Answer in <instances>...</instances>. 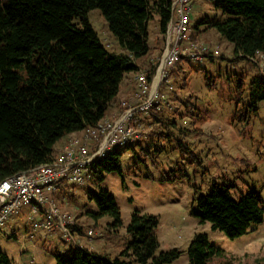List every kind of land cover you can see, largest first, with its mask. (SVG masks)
I'll return each mask as SVG.
<instances>
[{
  "label": "trees",
  "instance_id": "16d2710c",
  "mask_svg": "<svg viewBox=\"0 0 264 264\" xmlns=\"http://www.w3.org/2000/svg\"><path fill=\"white\" fill-rule=\"evenodd\" d=\"M213 4L221 18L202 23L227 40L235 61L247 60L257 67L250 58L258 51L264 55V0H213ZM170 6L171 0H0V182L52 162L58 156L56 145L64 137L95 127L107 117L123 81L153 55L149 24L155 16L164 37ZM94 9L102 11L122 51L109 49L95 30L88 17ZM208 57L214 61L213 56ZM147 63L152 79L156 66L152 60ZM205 79L208 88L215 86L210 74ZM164 85L165 81L161 88ZM236 93V114L242 102L251 107L250 112L258 111V104L264 102V74L258 72L247 83L242 78ZM156 108L150 116L165 126H177L174 119L161 117ZM183 140L180 147L190 158L198 159ZM143 142L148 141L137 144ZM92 171L99 174V181L104 180L105 172L122 173L119 149L97 162ZM93 198L100 215L92 216H112L114 229L123 225L120 209L107 189ZM196 203L197 216L231 239L264 222V202L257 192L237 201L228 187L216 185ZM158 226L156 216L135 212L127 228L132 242L119 257L73 245L66 257L55 255L57 264H171L181 252H158ZM84 228L78 225L74 232L92 243L87 237L89 228ZM219 251L207 234L197 235L189 248L190 263L206 264ZM0 264L14 262L0 251Z\"/></svg>",
  "mask_w": 264,
  "mask_h": 264
},
{
  "label": "rangeland",
  "instance_id": "374dc122",
  "mask_svg": "<svg viewBox=\"0 0 264 264\" xmlns=\"http://www.w3.org/2000/svg\"><path fill=\"white\" fill-rule=\"evenodd\" d=\"M216 16L221 18V13L215 9L213 0H197L193 10V37L219 48L220 55L214 61L209 57L202 61L186 59L181 65L167 69L168 77L156 109L161 117L174 119L177 126H165L147 115L143 122L148 142L117 148L121 153L122 173L105 172L104 180L99 181V174L91 170L93 174L85 185L66 183L57 190L55 199L62 210L72 213L80 227H92L95 231L92 243L78 236L82 245L92 250L94 243V251L119 257L132 242L127 232L132 216L141 212L159 220L158 252L172 249L181 252L171 264H191L189 248L200 234H207L210 242L220 249L206 264H264V222L231 239L197 216L198 197L211 194L216 185L228 187L237 201L257 192L264 202V102L258 104V111L250 112L251 107L245 103L246 92L245 102L238 105L240 112L236 114L237 84L242 78L247 83L258 72L264 74V56L257 67L247 60L235 61L227 40L216 29H208L202 23ZM88 17L105 45H110L113 51L115 46L118 51L102 11L94 9ZM158 20L155 16L149 24L153 40L160 34ZM151 59L143 60L144 65ZM207 74L214 77L215 86L211 89L206 85ZM183 139L198 159L190 158L192 155L180 147ZM63 141L58 142L57 149ZM101 189L113 195L120 209L123 225L117 229L113 228L112 216L91 215H100L93 197ZM29 208L24 207L0 228V251L14 264H57L55 255L66 257L73 243L60 231H34L27 223Z\"/></svg>",
  "mask_w": 264,
  "mask_h": 264
},
{
  "label": "built area",
  "instance_id": "2783aa9c",
  "mask_svg": "<svg viewBox=\"0 0 264 264\" xmlns=\"http://www.w3.org/2000/svg\"><path fill=\"white\" fill-rule=\"evenodd\" d=\"M196 2L171 0V17L163 37V51L152 61L156 66L155 75L149 79V65L136 73V90L132 96L120 101L116 118H105L97 126L73 134L52 162L0 182V228L29 206L31 210L27 223H30L34 231H60L74 246L86 248L74 232L78 227L75 216L62 210L55 194L66 183L85 185L97 162L119 147L131 146L147 138L142 117L149 115L158 104L160 88L168 77V68L173 69L181 60L202 61L208 56L220 55L219 48H213L193 37V10ZM263 56L258 51L250 59L259 65ZM94 236V229L89 228L87 237L90 242Z\"/></svg>",
  "mask_w": 264,
  "mask_h": 264
},
{
  "label": "crops",
  "instance_id": "0c3cea01",
  "mask_svg": "<svg viewBox=\"0 0 264 264\" xmlns=\"http://www.w3.org/2000/svg\"><path fill=\"white\" fill-rule=\"evenodd\" d=\"M193 32H194V27H193ZM159 38H160V41H158ZM115 43H116V46H117L118 51H116V47L113 46L114 47V51H116V52L122 51L119 48L117 42H115ZM150 44L152 45V49H153V55H152V59L151 60L154 61L155 59H157L159 57V55L157 57H155L159 53V49L163 50V37L159 34V35L156 36V38L154 40L150 38ZM153 57H155V58H153ZM145 66H148V63L145 64V65L142 64L141 65V68H144ZM135 76H136V73L129 74L126 77V79L123 81V83L121 85L120 93H119V95L117 97V100L111 105L110 109L108 110V113H107V117L106 118H111V119L112 118H116L117 115H118V112H119V104H120V101L121 100H124L126 98H129L130 96H132L134 94V92L136 90ZM147 118H148V116H145V115H144V117H142V119H144V120L147 119ZM148 121H150V119H148ZM72 135H69L67 137H64L62 139L64 141L62 143H59L58 149L56 147V153L58 155L64 149V147L66 146L69 138ZM29 210H30V208H29ZM86 242H87V240H86ZM87 243H89V242H87ZM92 245H93L92 248L94 249V243ZM93 249H92V251H94Z\"/></svg>",
  "mask_w": 264,
  "mask_h": 264
}]
</instances>
